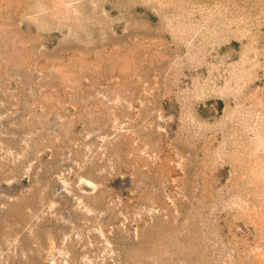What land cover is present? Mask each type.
<instances>
[{"label": "rangeland", "instance_id": "obj_1", "mask_svg": "<svg viewBox=\"0 0 264 264\" xmlns=\"http://www.w3.org/2000/svg\"><path fill=\"white\" fill-rule=\"evenodd\" d=\"M0 264H264V0H0Z\"/></svg>", "mask_w": 264, "mask_h": 264}]
</instances>
